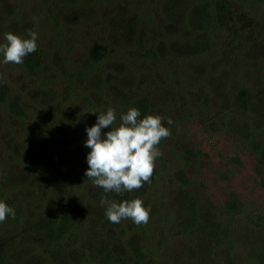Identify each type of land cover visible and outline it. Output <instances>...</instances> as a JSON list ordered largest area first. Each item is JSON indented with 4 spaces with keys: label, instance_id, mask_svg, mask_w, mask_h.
<instances>
[{
    "label": "rangeland",
    "instance_id": "1",
    "mask_svg": "<svg viewBox=\"0 0 264 264\" xmlns=\"http://www.w3.org/2000/svg\"><path fill=\"white\" fill-rule=\"evenodd\" d=\"M33 1L0 0V19H6L0 21V43L4 42V34L9 31L27 38L26 28L31 27V31H35L38 36L37 49L28 56L40 57L45 65L52 64L63 70L77 62L73 65L76 69L90 63V55L102 57L95 64L92 75L89 73L88 76L82 75L76 78L77 81L74 80V84L86 82L84 92L81 93L79 90L69 89L63 75L54 69L47 68L46 74L49 75L46 77L49 79H41L44 81L42 83L40 77L45 74L33 75L34 72H29V67L23 63L4 64L3 57L0 56V201L13 208L16 217L10 216L0 223V244H9L14 250H22L27 258L16 257L30 264L66 263L64 253L61 254L60 243L48 246L44 234L36 230V226L43 218H55L54 215H58L64 207L67 212L59 214L56 218L61 217L66 225L63 242L65 247L69 244L70 236L76 237L70 223L81 214L90 217V201L87 200L88 190L85 186L87 177L82 174L88 167L86 154L89 149L84 146L87 139L85 128L95 123L96 119L93 118L90 102L80 97L87 96L89 92L94 98L102 97V103L113 106L117 122L120 113L126 112L133 103L135 106V103L144 98L149 102H156L158 99L154 103V115L163 118L164 126L169 128L171 135L165 139L167 147L163 149V156H159L155 161L151 182L138 189L145 192L140 195V199L150 212L156 207L163 190H167L168 203L172 204L175 195L182 194L178 193L184 189L179 182L185 177L183 180L186 181V189H193L199 195L202 194V200H209L212 207L217 208L218 203L229 194L237 193L239 201L244 202L242 207L246 209V215L252 213L264 216V187L259 184L262 176L264 177V163L252 150L255 142L244 139L246 134L255 133L250 129L255 124L257 115L243 108L241 112L237 111L240 100L236 98L239 95L253 97L255 100L264 97V17L260 14L259 18L253 14L252 0H247L248 3L239 0H217L219 10L205 11V14L209 13L210 21L217 17L220 22L222 32L218 37L222 41H235V50L239 49V53L229 58L235 60L238 57L248 61L247 66L240 68L225 67L220 74L222 80L233 82L226 83H229L231 88V98H235L239 102L238 105L231 111L224 110L219 101H215L211 104L214 110L207 113L209 105L205 109L194 108L193 106L200 102H196L193 96L187 97L183 98L186 101L184 106L179 107V111L184 112L179 117L175 115L178 110L175 101L163 100L168 95L174 96V93L167 87L161 88L163 83L160 79L164 77L162 72H157L155 65L152 68L150 61H145L142 72V51L137 46L144 37L153 39V45L161 43L147 35L154 27L148 28L146 34L143 33V8L139 9L144 5H160L159 0H64L62 8L69 6L66 15L72 22L68 24V30L76 36L69 39L66 35L56 38L47 32L42 33V25L37 23L33 27L34 22L27 17L35 4ZM70 1H73L74 5ZM262 7L264 9V2ZM16 10L18 19L10 18ZM154 10H157V7ZM199 10L203 12L206 8L201 7ZM192 12L190 5L185 14L188 16ZM196 16L197 13L194 18L189 17L187 23L196 22ZM153 34L157 37L158 29H154ZM108 50L111 51L110 57L105 55ZM64 57L67 63L63 61ZM100 83L104 85L101 86ZM94 89L96 91L91 92ZM110 98L112 101L107 102L106 99ZM64 99L66 114L57 117L58 121H55L56 118H49L43 124L46 120L45 113L50 112V105L46 107V103L52 101L55 106L61 104ZM241 102L243 104L245 100ZM157 103L164 106L160 108ZM13 105L16 112L20 113L10 112ZM169 119L172 121L170 125L167 123ZM106 131L108 130L102 129V132ZM187 134L190 137L201 136L198 142H202V149L205 148L209 154L188 168L179 157L181 153L176 152L174 144L177 136L185 138ZM48 137L57 138V144H52L55 148L53 152H48V149H53L46 145L44 138ZM263 138L259 142L261 149H264ZM189 142L190 139L185 146L193 150L191 144L187 145ZM183 168L185 170L181 172ZM89 184V191L98 189L91 180ZM122 195H116L118 200L126 199ZM22 198L34 201L41 211L34 213L35 206H31L28 207L27 214L18 216L16 210L20 211L25 206L24 202H20ZM246 215L241 213V216ZM172 217L180 219L177 213ZM244 227V241L236 246V256L242 264H255L250 258V252L253 248L264 246V228L251 224ZM152 243L157 246L155 254L165 258V261L173 258L175 252L178 257H182L183 252L187 250V244L182 241V237L169 238L162 244H157L154 238ZM54 249L58 250L59 254L54 252ZM71 254L86 256L89 259L88 264H103L98 259L94 260L93 257L97 258V254L93 255L90 250L84 248L76 247L72 249Z\"/></svg>",
    "mask_w": 264,
    "mask_h": 264
},
{
    "label": "trees",
    "instance_id": "2",
    "mask_svg": "<svg viewBox=\"0 0 264 264\" xmlns=\"http://www.w3.org/2000/svg\"><path fill=\"white\" fill-rule=\"evenodd\" d=\"M73 1L70 2L73 4ZM135 1L140 2L141 0ZM239 1L248 3L247 0ZM252 1L254 6L253 14L259 18L260 14L264 17V9L262 7L264 0ZM63 2L64 0H34L33 3L35 4L32 5V9L27 14V17L34 22L33 27L36 23L42 25V33L47 32L56 38L62 35H66L65 37L68 39L76 37L74 33L70 34L71 30H68L72 22L71 18L66 15L69 6L66 5V8L63 9ZM158 4L161 7L160 5L139 7L141 10L143 8V28L141 27L143 33L146 34L148 28L154 27V29H158L159 35L154 37V29L148 31L147 35L161 42L158 45H153V39L148 40L147 37H144L137 44L142 51V72H144L145 61H150L152 68L155 65L156 71L162 72L164 77L160 79L163 83L161 88L167 87L172 89V93H174V96L168 95L163 100L171 99L175 101V107L178 109L175 114L176 117H179L182 113L184 114V112L181 113L179 111L180 105L186 103L183 98H191L192 96L197 100L196 102H200L195 104L194 108L205 109L209 105L207 113H211L214 110L211 104L215 101H219L222 105L221 108H224V110H233L234 106L238 105L239 102L235 98H231V93L229 92L231 88L228 85L233 82L231 80H222L220 74L223 72L221 70L228 66H232L230 68L247 66L248 61L238 57L235 60L229 58L235 53H239V49L235 50V41H222L218 37L221 36L219 34L222 32V27L217 17L210 21L209 13L205 14V11L210 12V10L218 9L217 0H159ZM190 5H192L193 12L186 16L185 13L188 12ZM156 7L157 10H154ZM201 7L206 8V10L202 12V10H199ZM195 13H197L196 22L188 24L189 17L194 18ZM10 18L18 19V10L13 12ZM135 20L138 21L137 18ZM0 21H6V19L1 18ZM262 26L264 28V24ZM26 30L29 33L31 27H27ZM28 33L25 34L27 38ZM209 37L211 38L208 39ZM172 39L176 40L172 41ZM230 50L233 51L230 52ZM109 53L111 51L108 50L105 55L110 57ZM100 57L90 55V63L76 69L73 65L77 62L71 63L72 66L67 69L60 70L59 67H55L52 64L45 65L40 57L34 58V55L26 56L23 64L29 67V72H34L33 75L45 74L40 77V80L49 79L46 77L49 74L46 73H48V69H54V71L63 75V80L68 84L69 89L73 91L79 90L82 93L86 82L74 84V80L82 75L88 76L89 73L92 75V70H94L95 64ZM67 59L69 60L68 56ZM63 61L67 63L65 57ZM151 61H155V63L152 64ZM228 72L233 73V71ZM226 75L230 76L232 74ZM43 80H41L42 83L44 82ZM226 82L229 83L227 84ZM95 91L96 89L91 92ZM80 97L90 102V108L95 119L97 118L96 113L99 114L101 111L113 108V106L110 107L111 105L102 103V97H100L102 100L94 98L90 92L87 96ZM236 98L240 100L237 111L241 112L243 108L257 115L256 122L250 129L256 134H246L244 139L249 142H255L252 150L257 154V158L264 163V149L259 146L261 138L264 137V97L258 100L256 98L255 100L253 97L247 98L239 95ZM111 99H106V101L111 102ZM241 100H245V102L241 104ZM156 102H149L147 98H144V100L135 103V106L133 103L132 107H136L141 114L154 115L156 109L154 103ZM53 104L55 103L52 101L46 103V107L50 105V112L45 113L46 120L43 124L49 118H56L55 121H58L57 117L66 114L65 99L59 105L53 106ZM158 106L162 108L164 105L158 104ZM10 112L20 113L16 112L14 105L11 106ZM200 138L201 136L190 137L187 134L185 138L177 136L174 141L175 148H177L176 152L181 153L179 157L185 162L186 168L209 156L206 149H202V142H198ZM189 139L191 142L187 143V145L190 146L189 144H191L193 150L185 146ZM44 140H46L48 148H53L48 149V152H53L55 148L52 144H57V138L48 137L47 139L44 138ZM62 140L66 141V139ZM166 147L165 139H162L158 145V149L162 153L161 156H163V149ZM5 161H8V159H5ZM184 170V168L181 169V172ZM214 173L217 174L218 172ZM183 179L179 183L184 189L178 192L182 194H176L171 202L172 204H170L168 203L167 190L161 191L162 193L156 207L150 212L149 221L146 224L137 225L130 219L121 220L119 223L110 222L105 216L104 207L100 204L101 197L117 201L122 199L118 200L114 193H104L103 189L99 187L89 191L90 179L87 178L85 186L88 190L87 200L90 201L91 213L89 218H87V215L81 214L79 218L76 217L74 219L73 223H70L76 237L72 238L70 236L69 244L63 247L66 225L61 217H56L63 212H67L64 207L61 208L58 215H54L57 220L53 216L43 218L37 224L36 230L38 229L39 232L44 234L45 242H47L48 246L60 243L61 254L64 253V260L66 261V263L62 261L64 264H88L89 259L86 256L81 257L71 254L72 249L76 247L90 250L93 255L97 254V258L93 257L94 260L98 259L103 264H242V261L236 256L235 249L240 242L244 241L242 240L245 235L244 226L251 224L258 228H264V216L252 213L246 215V209L242 207L244 202L239 201L237 193L229 194L227 198L218 203L217 208L212 207L209 200H202V194L199 195L193 189H186V181ZM259 184L264 187L263 176ZM144 193L143 191L135 190L133 192H125L122 196L126 199H133L140 198V195ZM20 202H24L25 206L20 211L16 210L18 216L27 214V209L31 206H35L34 213L41 211L34 201L22 198ZM242 212L246 216H241ZM176 213L177 216L180 215V219L172 217ZM14 218L16 217L14 216ZM8 224L10 223L8 222ZM172 237H182V241L187 244V250L183 252L182 257H178V253L175 252L173 258L176 260L171 258L165 261V258L155 254L157 246L152 242L156 238L157 244H162ZM1 240L2 238H0ZM54 252L59 254L58 250L54 249ZM185 254L187 255L185 256ZM16 256L22 259L27 258L22 250H14L9 247V244H0V264H30L28 261L19 260ZM30 256L28 255V257ZM250 258L255 264H264V246H260L259 249L253 248L250 252ZM32 264H37V262Z\"/></svg>",
    "mask_w": 264,
    "mask_h": 264
},
{
    "label": "clouds",
    "instance_id": "3",
    "mask_svg": "<svg viewBox=\"0 0 264 264\" xmlns=\"http://www.w3.org/2000/svg\"><path fill=\"white\" fill-rule=\"evenodd\" d=\"M38 36L35 31L28 33V38L9 31L0 43V56L4 64H22L24 58L37 49ZM94 112V111H93ZM96 113V112H94ZM97 114L95 123L86 126L87 139L84 146L87 169L84 176L104 193L117 196L125 192L141 189L151 182L156 159L162 155L158 145L171 133L164 126L159 115L144 114L135 107L121 112L117 122L116 111L108 108ZM170 125L171 119L167 121ZM102 129H109L102 132ZM100 204L105 209V216L112 223L130 219L133 223L146 224L150 218V209L144 206L140 198L117 201L101 197ZM15 215V210L4 201H0V223Z\"/></svg>",
    "mask_w": 264,
    "mask_h": 264
}]
</instances>
